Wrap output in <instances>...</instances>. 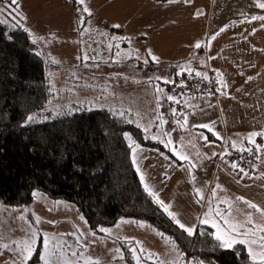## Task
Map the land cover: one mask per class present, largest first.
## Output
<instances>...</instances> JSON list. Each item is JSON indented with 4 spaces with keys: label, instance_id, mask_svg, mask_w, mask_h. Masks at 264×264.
<instances>
[{
    "label": "rangeland",
    "instance_id": "1",
    "mask_svg": "<svg viewBox=\"0 0 264 264\" xmlns=\"http://www.w3.org/2000/svg\"><path fill=\"white\" fill-rule=\"evenodd\" d=\"M67 1L70 8H72L73 3L76 5V22L79 26L81 25V28H78L75 24L73 25V38L70 45H68V34L70 32L64 29H59L51 34L49 36L50 42L44 41L39 36L35 39L32 38L33 41L37 42V51L45 57L46 63L53 62L60 68L55 70L47 68L49 98L40 113L30 115L35 119L32 121L27 119L26 124L46 122L62 114L86 110H113L123 113L129 122L140 123L142 130L145 132V128H148L147 125L153 124L149 119L150 111L145 109L143 100L140 102L141 98L138 93L141 89L133 88V92L128 89L129 83H132L131 80L137 79V82L139 78L145 77V68L150 67L151 64L148 60L147 63L144 62V58L147 57L144 56L142 42L139 39L127 38L120 40L121 45H117L113 42L111 29L103 34L100 26L101 21L96 16L87 18L84 23H80L85 14L79 12L78 8H84V5L80 4L78 0L75 2L74 0ZM106 4L107 1L105 0L103 5ZM0 5H2V0ZM90 5L95 6L92 0L87 2V6ZM25 7L24 3L19 5L17 11L13 13L14 20L7 17V13H5L4 15L10 20V23L4 25L11 30L14 28L24 30L22 8ZM99 10L100 8L97 12ZM3 18L0 17V19ZM14 24L17 26L13 27ZM263 24L264 21L259 20V35H257L254 29L255 21L252 20L244 43L236 49L238 60L240 62L243 59L241 64L245 69H259V65L264 68ZM106 26L107 24H105ZM35 41L34 43H36ZM85 56L88 58L85 59ZM69 63L75 66L79 75L74 77L80 80V83H74V86L73 83H71L72 86L68 83L66 76L73 71L64 69V66ZM171 63L167 64L166 67L155 66V75L161 80L159 85L162 87V91L163 88L168 87V84L171 85L172 82H175L176 75L170 72L172 67L177 68V75L190 70L189 73L196 74L200 72L208 77L209 70H214L205 58L196 61L198 64H194L191 68L186 67L192 65L194 61L190 63L188 61ZM214 73L217 75L215 70ZM199 77L203 78L202 76ZM148 78L153 79L150 74ZM166 80L171 82H166ZM150 82L153 83L154 80ZM171 89V96L178 99L177 95L174 94L175 87L171 85ZM252 91L253 96L248 101H241L240 106L236 109L231 108L229 111L222 112L226 117L225 122L232 128L236 127L242 130L246 139L251 133L255 132V128L259 125L257 122L259 108L253 109L250 106V103L251 105L259 104V92ZM133 93L135 94L133 95ZM196 108L191 107L190 111ZM187 111L190 114V111ZM151 118L154 119L152 114ZM214 120H218V117L214 116ZM152 122L160 123L158 121ZM202 124L204 122H201ZM209 125L214 129L212 124ZM169 126H172V124H169ZM190 126L191 121L190 124L183 127L186 133L182 137V128L180 127L177 128V135L174 133L172 137L171 133L170 136L167 134L166 141L168 142L169 139L172 141L169 147H165L166 142L161 143L152 140L149 137L150 130H148L145 132V137L158 145L156 147H142L139 145L135 153L133 152V146L138 144H136L133 137L127 135V141L132 147L131 160L133 166L136 171L139 168L137 173L140 180L141 176L144 178L141 180L143 187L145 183L148 184L151 190L157 194V198L169 206L168 210L175 213L176 218L181 223L187 227H193L194 231L200 225L213 227V223L218 224L222 230H225L227 228L224 223L225 217L244 223L246 222L245 214L249 212L254 216L256 223H264V216L260 212L253 213L247 205L245 206L246 202H255L259 205V208L264 209V186L254 182L260 179L264 180V173L255 176L245 175L232 169L231 164L225 160L217 169L218 173L216 178L213 179V185H210L211 189L207 190L213 164H220L222 160L218 159L220 145L214 161H210V154L206 156L209 157L206 159L203 154H200L199 148L193 145L195 143V140H193L194 132ZM257 138V136L252 138L255 145L264 147L263 144L258 142ZM133 142H135V145ZM249 144L254 145L250 142ZM172 147L187 155L189 159L186 161L179 159L170 150ZM236 147L242 148L241 146ZM225 164H228L229 169ZM197 189L200 190L199 193L196 191ZM238 197L244 199H237ZM153 199L156 201L155 198ZM242 204L244 209L239 211V206ZM158 205L164 210L160 204ZM218 211L221 215H217ZM165 213L168 215L167 212ZM233 215L235 218H232ZM37 217H39V223H37ZM205 219H208L209 222L203 223L202 221ZM118 222L112 226L113 229L111 227L106 228L110 229L109 232L92 231L74 202L52 199L41 191L34 190L33 201L29 205H7L0 202V243H9L11 248H15L13 241L27 239L35 230L38 233L37 242L34 246L36 252L33 253L29 264L40 263L39 256L43 252L42 238L44 234L54 235L57 241H64L70 251L80 250V255L85 259L92 257L94 260L100 261L99 251L102 248L105 255H107L106 264H116L110 259L112 255H115L112 252L114 247L117 248V255L123 262L121 264H128L125 258L126 253L137 264L132 249L137 250L136 254L141 258L140 264L183 263L180 252L169 241V237L152 227L150 223L127 218H122ZM128 222L132 225L126 226L125 223ZM213 230L216 234L217 228L213 227ZM78 238L79 245L83 246L81 249H77L79 247ZM141 248L143 251H140ZM224 248L231 249L233 247ZM0 253H2L0 254V264H4L5 261H9L10 258L16 256V253L12 250H0ZM150 255L151 258H149ZM72 261L74 262V259ZM80 264H84V259L80 261ZM190 264L205 263L193 259Z\"/></svg>",
    "mask_w": 264,
    "mask_h": 264
},
{
    "label": "trees",
    "instance_id": "2",
    "mask_svg": "<svg viewBox=\"0 0 264 264\" xmlns=\"http://www.w3.org/2000/svg\"><path fill=\"white\" fill-rule=\"evenodd\" d=\"M46 62L26 30L0 23V202L29 205L33 191L39 190L52 199L74 202L92 231L110 228L122 218L150 223L169 237L182 264L193 259L252 264L246 245L225 249L206 225L189 235L149 195L133 166L125 134L142 147L158 144L124 114L86 110L26 124L50 95L46 71L59 66ZM214 80L220 99L215 73ZM171 85L176 94L179 76ZM173 104L186 112L187 104L180 106L175 96ZM126 254L128 264H135Z\"/></svg>",
    "mask_w": 264,
    "mask_h": 264
},
{
    "label": "crops",
    "instance_id": "3",
    "mask_svg": "<svg viewBox=\"0 0 264 264\" xmlns=\"http://www.w3.org/2000/svg\"><path fill=\"white\" fill-rule=\"evenodd\" d=\"M106 1L107 4L103 5L105 0H92L93 4H95L93 7L92 5L87 6L88 0H84V6L90 9L91 15L84 12L83 8L78 9L79 12L85 14L82 18L83 21L96 16L101 21L100 26L103 34L111 29L112 38L115 37L113 42L117 43V45H121L119 43L120 40L127 38L132 40L139 39L142 42L144 56L147 57L144 59L151 62V64L149 65L150 67L145 68V77L139 78L137 82V79L131 80L132 83H129L128 89L130 92H133V88L141 89L138 93L141 98L140 102L143 100L145 109L150 111L149 119L153 123L147 125L150 130L149 137L157 136L160 138L159 140L151 138L152 140L156 142L163 140L167 143L166 135L170 136V133L172 137L174 133L177 135V128L180 127L177 124V120L183 123V114H187V124H190L191 121L190 127L194 132L193 140H195V143L193 145L199 148L200 154H203L206 159L209 158L206 156L210 154V161H214L220 141L225 134H228L229 140L232 143L235 142L236 146L243 147L249 144L244 132L236 127L232 128L229 126L225 122L226 117L222 112L229 111L231 108L236 109L240 106L241 101H248L253 96L252 90L259 92V104L251 105L249 102L253 109L259 108V119L257 121L259 125L255 128V132H264V68L259 65V69H245L241 64L243 59L239 62L236 52V49L241 47L247 37L252 21L251 17L264 16V9L258 7V3H264V0ZM21 3L26 6L22 8V13L24 14L22 23L31 39L39 36L44 41L50 42L49 36L51 34L59 29H64L70 32L68 34L69 44L67 43L70 45V41L73 38V25L75 24L78 28H81V25L79 26L76 22V5L73 3L72 8H70L67 0H19V5ZM98 8L100 10L97 12ZM254 21L255 34L259 35V20ZM105 24H107L106 27ZM114 25H120V27L117 28ZM221 29L224 30L221 31ZM213 37L215 38L213 39ZM197 43L201 45L199 48L196 47ZM35 44L38 46L37 42ZM149 50L158 57V62L151 59L148 54ZM204 58L213 66L220 79L219 103L213 102L210 98H203L200 101H189L187 110L190 111L191 107L197 108L190 111V114H188L187 110L185 113H180L174 107V99H168L172 92L171 85L168 84V87L163 88V91L157 90L162 89V87L159 85L161 80L157 79L158 77L155 75V66L166 67L167 64H172L171 62L188 61L190 63L194 61L192 65L186 67L191 68L194 64H198L196 61H201ZM64 69L73 71L72 73L69 72L70 75H66L70 85L71 83H73V86L74 83H80V80L75 78L79 75L74 65L71 63L66 64ZM149 74L153 79L148 78ZM134 76L136 77V75ZM153 80L154 82L151 83L150 81ZM173 109H175V115L173 114ZM151 114L154 119L151 118ZM214 116H217L218 120H214ZM157 117H162L166 123L161 125L160 123L152 122H160ZM201 122L212 124L214 129L212 128L209 131L207 128L197 127L201 125ZM137 124L140 126V123ZM169 124H172V126H169ZM180 128H182V137L186 132L183 127ZM172 130L175 131L173 132ZM203 137H207V141ZM257 137L258 142L264 145V136L257 135ZM214 153L215 155H213ZM221 163L222 161L220 164H213V171L207 183V190L211 189L210 185H213V179L216 178L217 169ZM225 165L228 168V164ZM260 165L259 174H263L264 152ZM254 182L264 186V180L262 179ZM253 204L258 205L255 202ZM242 205L239 206V211L244 209V205ZM246 205L248 206V203ZM250 210L253 213L257 212L253 208H250ZM252 217L254 220V216ZM232 218H235V216L233 215ZM125 225L132 224L128 222ZM246 247L248 246L246 245ZM77 249H81V246ZM64 251L68 253L70 260L74 259V262L82 260L83 256L80 255V250H75L78 253L76 257L71 256L69 248L65 247ZM112 252L115 255H112L110 259L116 264L123 263L117 255L116 247L112 248ZM99 255V262L106 264L107 255H105V251L102 248L99 251ZM42 263L40 260V263L37 264Z\"/></svg>",
    "mask_w": 264,
    "mask_h": 264
},
{
    "label": "snow or ice",
    "instance_id": "4",
    "mask_svg": "<svg viewBox=\"0 0 264 264\" xmlns=\"http://www.w3.org/2000/svg\"><path fill=\"white\" fill-rule=\"evenodd\" d=\"M78 2L82 5H84V0H78ZM170 2H173V0H170ZM258 7L261 9H264V3H258ZM19 8V0H2V5H0V17H4L3 19H0V23L7 24L10 23V20L7 17H11L13 20L15 19V16H13V13L17 11ZM84 12H87L88 15H91L90 9L85 6L83 8ZM5 13H7V17H5ZM19 14V13H17ZM252 20H261L264 21V16H253L251 17ZM80 23H84L83 19H81ZM17 25H13L15 27ZM114 27H120V25H114ZM264 27V25H262ZM224 29H221L223 31ZM218 35V33H217ZM215 37H213L214 39ZM115 39V37H113ZM201 45L199 43L196 44V47L199 48ZM111 47V45H109ZM149 56L153 61L158 62V57L153 55L151 53V50H149ZM85 59L88 57L85 56ZM145 63L148 61L145 60ZM190 71V70H189ZM197 76H202L203 78H207L206 74L197 72ZM160 79V78H157ZM166 82H171L167 81ZM158 91H162V89H157ZM169 100H173L174 97L169 96ZM173 114L175 115V109H173ZM120 115H123V113H120ZM35 117L30 116L28 117L29 121L34 120ZM157 119L160 120V124L166 123V121L163 120L162 117H157ZM177 124L180 127H185L187 125V114H183V123H181L180 120H177ZM197 127H202V128H207L209 131L212 130L211 126L209 124H202L198 125ZM149 129L145 128V132H147ZM126 136L128 135L127 133L125 134ZM257 135L264 136V132H253L250 134V136L247 138L250 143H253L255 145V141L252 139L253 137H256ZM152 139H160L157 136H152ZM130 139V137H129ZM207 141V137H203ZM161 143H164L163 140H160ZM135 145V142H133ZM172 144L171 139L168 140V142L165 144V147H169ZM232 147H236V143H232ZM256 149L258 151L264 150V147L260 145H255ZM139 148V145H135L133 147V152L135 153L136 149ZM174 155H176L179 159L181 160H188L189 157L179 151L176 150L175 147H172L170 149ZM242 151L247 150L249 152L252 151V149H244L241 148ZM215 155V153L213 154ZM233 168L238 167L237 164L232 165ZM139 171V168L137 169ZM243 172V169H241ZM247 175V173H244ZM143 176H141V180H143ZM145 190L148 191L149 195L153 196V198L156 199V202L160 204L163 208L164 211L168 213V215L175 220V222L179 225L181 229H184L189 235L194 234V228L193 227H187L185 224L181 223L177 218L176 214L169 211V206L166 205L163 201H160L157 198V194L151 190L148 184H144ZM198 193L200 192L199 189L196 190ZM215 195V193H213ZM237 199L243 200V197H238ZM248 203L249 208L255 209L257 212H260L262 216H264V209L259 208L257 205L251 203V202H246ZM230 214V210H229ZM217 215H221V213L218 211ZM23 218V217H21ZM245 221L244 223L240 221H234L231 220L227 217L224 218V223L227 225V228L225 230H222L220 226L216 223H213V227L217 228V232L215 234V239L220 242V245L222 247H233L235 244H242V245H247V251L249 258L252 262V264H264V223H256L253 220L252 213H246L245 214ZM203 223H208V219H205L202 221ZM37 223H39V217H37ZM251 227H248V226ZM101 231L103 232H109L110 229L102 228ZM37 235L38 233L33 230L31 233V236H29L27 239H24L22 241H13L12 243L15 244V248H11V245L9 243H0V250H12L16 253L15 257H12L9 259V261H5L4 264H29V261L31 260L33 253L36 252V248L34 247L36 242H37ZM73 235H75L73 233ZM78 246L79 245V238H78ZM42 245H43V252L40 254L39 259L43 262V264H80V261H75L73 262L68 258V253L64 251V248L66 247L64 241H57L55 236H50L49 234H44L42 238ZM83 247V246H81ZM140 251H143L141 248ZM133 255L135 259L137 260V264H140V256L137 255V250L132 249ZM2 254V253H0ZM78 253L76 251H71V256L76 257ZM151 258V255L149 256ZM84 259V264H100L98 260H94L92 257H87L81 258Z\"/></svg>",
    "mask_w": 264,
    "mask_h": 264
},
{
    "label": "built area",
    "instance_id": "5",
    "mask_svg": "<svg viewBox=\"0 0 264 264\" xmlns=\"http://www.w3.org/2000/svg\"><path fill=\"white\" fill-rule=\"evenodd\" d=\"M209 63V62H208ZM171 74L179 76L181 86L176 91L178 103L181 105L187 104L188 100H198L203 98H210L213 102L219 103V95L216 89V83L214 80V73L209 70L208 77L206 79L197 76L195 73H189L186 71L181 72L177 75V68L172 67L170 69ZM186 106V108H187ZM223 141L220 143V153L218 159L231 164V168L238 171L239 173H247V175H258L261 165L262 150L258 151L255 145L246 144L244 149H252L251 152L241 148L232 147V142L228 138V134L224 135ZM237 164L238 167L233 168V164ZM243 169V172L241 171Z\"/></svg>",
    "mask_w": 264,
    "mask_h": 264
},
{
    "label": "water",
    "instance_id": "6",
    "mask_svg": "<svg viewBox=\"0 0 264 264\" xmlns=\"http://www.w3.org/2000/svg\"><path fill=\"white\" fill-rule=\"evenodd\" d=\"M2 148V145L0 144V149Z\"/></svg>",
    "mask_w": 264,
    "mask_h": 264
}]
</instances>
